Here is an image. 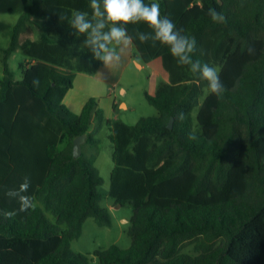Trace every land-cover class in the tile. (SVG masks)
<instances>
[{
  "label": "trees",
  "instance_id": "trees-1",
  "mask_svg": "<svg viewBox=\"0 0 264 264\" xmlns=\"http://www.w3.org/2000/svg\"><path fill=\"white\" fill-rule=\"evenodd\" d=\"M22 1L1 58L0 264H91L72 241L88 217L112 224L106 196L132 207L131 244L95 249L99 264H264V0H156L162 16L195 37L193 59L219 70L221 97L167 47L141 43L137 31L150 32L148 25H127L139 56L167 72L146 92L158 114L134 124L106 119L95 97L80 112L64 103L77 72L103 66L71 28L73 10L91 16L90 0ZM209 9L226 22H213ZM27 33L35 36L21 38ZM17 49L28 57L21 78L9 63ZM94 119L111 130L105 193L96 154L85 145L79 157L72 151L83 133L84 144L99 148ZM26 176L24 195L36 206L20 211L5 193Z\"/></svg>",
  "mask_w": 264,
  "mask_h": 264
},
{
  "label": "rangeland",
  "instance_id": "rangeland-1",
  "mask_svg": "<svg viewBox=\"0 0 264 264\" xmlns=\"http://www.w3.org/2000/svg\"><path fill=\"white\" fill-rule=\"evenodd\" d=\"M23 9L22 0H0V76L3 74L1 63L3 51L10 42L12 27ZM26 36L33 37L35 34H22L21 38ZM135 56L143 63V67L140 68L141 63L137 67L132 54L128 55L127 52L117 68L102 67L99 74L92 75L77 72L73 87L65 95L64 103L71 110L80 112L84 102L90 97H95L106 119L123 121L128 124L136 123L141 117L157 115L158 110L148 101L146 92L151 93L152 80L157 78L161 72L164 77L158 82L163 83L164 79L167 80V72L160 65V61L145 62L138 53ZM27 59L28 57L21 49H17L10 56L9 63L16 78H21L20 64L26 62ZM112 78L117 79L115 85L112 84ZM120 86L126 88L125 93L120 90ZM122 100L127 103L128 107H125V103L119 105ZM92 129L95 131V135L101 138L98 151L101 150L96 158L98 164L97 162L95 164L104 178V183L99 188L105 193L109 189L111 162L113 163L110 156L112 142L108 137L111 130L106 122L100 125L96 119L93 120ZM100 152H105L108 155L106 161L99 155ZM101 205L109 210L112 224L100 225L93 217H88L84 222L81 236L72 241V247L87 254L91 264H99V260L94 254L95 249L106 248L113 243L122 248H127L131 244V237L127 230L132 215V207L115 204L113 198L109 196L103 198Z\"/></svg>",
  "mask_w": 264,
  "mask_h": 264
},
{
  "label": "clouds",
  "instance_id": "clouds-1",
  "mask_svg": "<svg viewBox=\"0 0 264 264\" xmlns=\"http://www.w3.org/2000/svg\"><path fill=\"white\" fill-rule=\"evenodd\" d=\"M91 16L88 12L73 10L71 28L77 35H85L83 46L90 49L92 57L101 61L108 69L117 68L126 56L132 44L127 25L146 24L150 32L137 31V38L141 43L151 41L153 47L159 43L168 48L171 56L179 66H188L194 74L207 81L208 90L217 97L223 96L226 88L220 80L219 70L216 67L202 64L193 59L196 51V39L185 33L183 28H177L168 17L162 16L160 4L153 0L146 4L144 0H90ZM208 15L215 23H225L226 18L215 9H209ZM251 52L252 49H249ZM139 67L141 61H134ZM33 85H39V79L34 78ZM183 119V113L178 114ZM190 140L196 136L190 135ZM30 187V178L24 177L23 182L16 190H7L5 195L17 198L20 202V211L34 209L36 204L33 197L24 195ZM5 218H11L14 212L4 211Z\"/></svg>",
  "mask_w": 264,
  "mask_h": 264
},
{
  "label": "crops",
  "instance_id": "crops-1",
  "mask_svg": "<svg viewBox=\"0 0 264 264\" xmlns=\"http://www.w3.org/2000/svg\"><path fill=\"white\" fill-rule=\"evenodd\" d=\"M13 28V27H12ZM11 34H12V31H11ZM10 38H11V36H10ZM128 55L130 54H132V56H133V60L135 61L136 59H137V57L135 56L138 52H137V50H136V46H135V44L133 43V41H132V44H131V46H130V48L128 49ZM125 58V57H124ZM123 58V59H124ZM155 60H157L158 61V59H155ZM155 60H153V61H155ZM102 67H104L105 68V66L103 65V66H101L100 68H99V70L102 68ZM141 67H143V63L141 62V66H140V68ZM108 69V68H107ZM97 71V73L99 74V72L100 71ZM76 76H77V74H76ZM164 76L162 75V72H161V74L159 75V76H157V78H154V80H152V83H151V85H152V90H151V93L150 94H152V93H154V91H155V89H156V87L159 85V84H161L162 82H158L161 78H163ZM76 78V77H75ZM116 78H112V80L111 81H113V85H115L116 83H117V79L115 80ZM108 81V80H107ZM162 81V80H161ZM167 80L166 79H164L163 80V82H166ZM110 82V81H109ZM120 90L123 92V93H125L126 92V88L124 87V86H120ZM87 101V100H86ZM85 101V102H86ZM85 102H84V104H85ZM122 103H125V107H128V105H127V103L125 102V101H120L119 102V105H121ZM83 104V105H84ZM83 107V106H82ZM82 109V108H81ZM83 145H85V147L89 150V151H92V152H94L95 154H96V158H97V155H98V153H99V151L101 150H99L98 151V148H93V147H91V146H89V145H87V144H83ZM101 154H99V155H101L103 158H104V160L106 161L107 160V156L108 155H106L105 154V152H100ZM107 157V158H106ZM97 161L95 160V163H96ZM97 164H98V162H97ZM96 165V164H95ZM113 163L111 162V171H112V168H113ZM97 166V165H96ZM98 167V166H97ZM100 171V170H99ZM110 175H111V173H110Z\"/></svg>",
  "mask_w": 264,
  "mask_h": 264
},
{
  "label": "water",
  "instance_id": "water-1",
  "mask_svg": "<svg viewBox=\"0 0 264 264\" xmlns=\"http://www.w3.org/2000/svg\"><path fill=\"white\" fill-rule=\"evenodd\" d=\"M173 121H174V118L171 117V119H170V121L168 123L169 127H172ZM86 137H87V133H83V134L78 135V136H76L74 138L72 151H73V155L75 157H79L81 155V153H82V145L85 143Z\"/></svg>",
  "mask_w": 264,
  "mask_h": 264
}]
</instances>
